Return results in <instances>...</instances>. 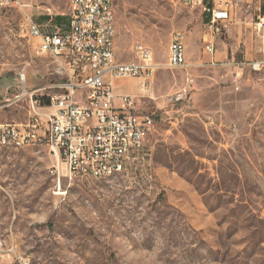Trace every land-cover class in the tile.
I'll use <instances>...</instances> for the list:
<instances>
[{
  "label": "rangeland",
  "instance_id": "374dc122",
  "mask_svg": "<svg viewBox=\"0 0 264 264\" xmlns=\"http://www.w3.org/2000/svg\"><path fill=\"white\" fill-rule=\"evenodd\" d=\"M256 2L239 4L211 39L207 16L178 0H114L116 60L135 61L140 45L160 66L114 86L153 118L144 162L103 181L70 178L43 148L0 150V264H264V34L253 29L264 0ZM35 3L25 10L45 29L68 12V0ZM22 17L0 7V104L18 92V72L28 90L56 81ZM176 31L186 63L170 70ZM28 116L19 102L0 122Z\"/></svg>",
  "mask_w": 264,
  "mask_h": 264
},
{
  "label": "built area",
  "instance_id": "2783aa9c",
  "mask_svg": "<svg viewBox=\"0 0 264 264\" xmlns=\"http://www.w3.org/2000/svg\"><path fill=\"white\" fill-rule=\"evenodd\" d=\"M35 1L0 0V7L23 10L22 32L37 40V53L51 59L56 81L28 90L25 73H17L18 92L0 104V111L26 102L29 116L20 123L0 122V150L46 149L70 178L102 180L105 173L128 176L144 162L154 121L136 108L135 98L115 95V81L149 79L160 66L140 45L134 48L135 61L116 60L114 0H68L66 23L48 29L25 10L36 6ZM178 1L207 16L205 27L213 39L227 29L239 4L253 0ZM253 29L264 34V15L257 17ZM205 49L213 55V42H207ZM185 63V36L176 31L170 36L164 66L173 70ZM2 248L0 242V254Z\"/></svg>",
  "mask_w": 264,
  "mask_h": 264
},
{
  "label": "trees",
  "instance_id": "16d2710c",
  "mask_svg": "<svg viewBox=\"0 0 264 264\" xmlns=\"http://www.w3.org/2000/svg\"><path fill=\"white\" fill-rule=\"evenodd\" d=\"M67 21V18H61V17H56L55 18V25H64Z\"/></svg>",
  "mask_w": 264,
  "mask_h": 264
},
{
  "label": "bare ground",
  "instance_id": "6f19581e",
  "mask_svg": "<svg viewBox=\"0 0 264 264\" xmlns=\"http://www.w3.org/2000/svg\"><path fill=\"white\" fill-rule=\"evenodd\" d=\"M110 178H115V173H105V174L102 175V180L103 181H107ZM98 180H100V179H98Z\"/></svg>",
  "mask_w": 264,
  "mask_h": 264
},
{
  "label": "crops",
  "instance_id": "0c3cea01",
  "mask_svg": "<svg viewBox=\"0 0 264 264\" xmlns=\"http://www.w3.org/2000/svg\"><path fill=\"white\" fill-rule=\"evenodd\" d=\"M206 21H207V18H206ZM115 92V91H114ZM115 95H117L116 93H115ZM117 96H121V95H117Z\"/></svg>",
  "mask_w": 264,
  "mask_h": 264
}]
</instances>
